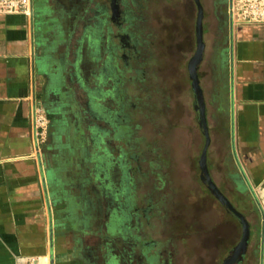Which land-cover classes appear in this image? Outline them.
I'll return each mask as SVG.
<instances>
[{"label": "rangeland", "instance_id": "374dc122", "mask_svg": "<svg viewBox=\"0 0 264 264\" xmlns=\"http://www.w3.org/2000/svg\"><path fill=\"white\" fill-rule=\"evenodd\" d=\"M46 1L57 14L65 13L57 16L58 24H63L55 28L58 37H70L72 45L81 36L92 41L79 51L82 88L75 83L72 89V105L77 103L82 110L77 114L84 139H90L87 180L97 178L96 185L102 187L93 198L91 213L96 212L83 240L86 248L97 251L98 264H226L240 242L242 226L202 179L199 160L205 137L188 70L196 51L194 16L169 21L164 0H118L116 24L109 0L83 2L82 10L75 9V0ZM244 4L245 0H233L232 25L236 19H248L243 16ZM100 7L105 11L96 14ZM95 21L96 30L88 33L85 25ZM209 39L212 42L211 34ZM133 42L136 57L130 48ZM209 44L197 74L210 137L206 163L211 177L217 176L210 124L216 118L212 103L222 56L221 45ZM238 183L243 189L241 179ZM237 192L228 190V200L253 222L247 261L242 264H258L255 257L264 242V228L259 231L264 227V197L253 191L252 204Z\"/></svg>", "mask_w": 264, "mask_h": 264}, {"label": "crops", "instance_id": "0c3cea01", "mask_svg": "<svg viewBox=\"0 0 264 264\" xmlns=\"http://www.w3.org/2000/svg\"><path fill=\"white\" fill-rule=\"evenodd\" d=\"M47 4L33 0L29 16L0 15V264L31 256L51 264H98L97 251L83 240L102 187L97 178L87 180L90 139L77 114L82 110L72 105L73 84L82 88L79 51L91 40L81 36L72 45L70 37H58L55 28L63 24L57 16L65 13ZM51 20L55 25H47ZM97 26L85 25L88 33ZM225 50L213 93L217 176L211 178L222 193L241 190V179L243 191L264 197V22L236 19ZM34 101L49 119L39 155L32 139ZM255 258L264 264V242Z\"/></svg>", "mask_w": 264, "mask_h": 264}, {"label": "flooded vegetation", "instance_id": "af4514ba", "mask_svg": "<svg viewBox=\"0 0 264 264\" xmlns=\"http://www.w3.org/2000/svg\"><path fill=\"white\" fill-rule=\"evenodd\" d=\"M77 6L76 10H82L81 4L83 2L89 3V0H75ZM110 1V7H111V13L112 18L111 20L114 21L116 24H120L118 22L120 17V8L118 4V0H109ZM165 7V15L167 17V20L171 21L170 17H173V19L179 20V22H184V18L188 16L189 14H192L194 16V22H193V29H192V36L195 43V47L197 48V18L200 10V21H201V36H202V42H203V48H202V58L206 53V50L210 48V44L213 45L212 47H217L216 45H221V48L219 49L220 54L222 58H224V54L226 53L227 45L230 43V40L232 39V6H233V0H164ZM74 9V10H75ZM102 10L103 12L105 9L103 7H100L99 10L96 11V14H100ZM84 11H87V8L84 9ZM125 13V12H124ZM175 20V22H177ZM213 36L212 42L209 39V35ZM204 36L207 39V43L205 45V39ZM122 41V39H120ZM134 41V40H133ZM130 48L134 50L131 52H134V56L136 57V51L134 42L133 45H130ZM205 183V182H204ZM206 185V183H205ZM243 189L238 190V194L240 196H243L246 198V200L249 203H253L252 197L247 191H243ZM223 195L228 199V195L226 193H223ZM231 203V202H230ZM253 219L256 220L257 212L253 209ZM253 223L252 221H249V227ZM255 224V222H254ZM259 231L261 232V228H259ZM250 237V236H249ZM250 242V241H249ZM248 242V245H249ZM247 245V247H248ZM261 248V241L259 243V250ZM246 254L243 256L242 260L236 264H242L243 261L246 260ZM231 264V263H230ZM235 264V263H233Z\"/></svg>", "mask_w": 264, "mask_h": 264}, {"label": "water", "instance_id": "95a60500", "mask_svg": "<svg viewBox=\"0 0 264 264\" xmlns=\"http://www.w3.org/2000/svg\"><path fill=\"white\" fill-rule=\"evenodd\" d=\"M200 10L197 18V48L196 51L193 55V57L190 59L188 63V70H189V75L191 79V85L192 89L195 94V99H196V109L199 111V125L201 126L204 137H205V143L204 147L202 149L201 155H200V160H199V165L201 168L202 172V179L206 183V186L209 188L210 192L212 195L220 202L222 203L223 207L234 215L240 222L242 226V236L240 239V242L243 240L244 242V251L241 255L235 253V249L237 248L238 245H240V242L232 249V251L229 253L225 263L226 264H232V263H238L242 260L244 254L246 253L247 250V245L249 242V236H250V229H249V222L247 221L245 215L239 211H237L233 205L230 203V201L223 195V193L217 188L215 183L213 182L212 178L209 175L208 168H207V163H206V153H207V148L210 142V137L208 133V128H207V121H206V114H205V104L203 100V93L202 90L199 86V79H198V74H197V66L199 65L201 59H202V48H203V42H202V36H201V21H200ZM192 66V68H191ZM251 194L253 196V191L251 190ZM255 202L257 203V206L260 208V203L258 200L255 198ZM261 215L262 218H264L263 211L261 210ZM263 224L261 227V233H263Z\"/></svg>", "mask_w": 264, "mask_h": 264}, {"label": "built area", "instance_id": "2783aa9c", "mask_svg": "<svg viewBox=\"0 0 264 264\" xmlns=\"http://www.w3.org/2000/svg\"><path fill=\"white\" fill-rule=\"evenodd\" d=\"M33 0H0V15L23 14L29 16ZM243 16L256 22H264V0H245ZM32 139L36 155L44 147L49 128V119L40 102L34 101L32 108ZM15 264H51L49 258L31 256L16 259Z\"/></svg>", "mask_w": 264, "mask_h": 264}, {"label": "bare ground", "instance_id": "6f19581e", "mask_svg": "<svg viewBox=\"0 0 264 264\" xmlns=\"http://www.w3.org/2000/svg\"><path fill=\"white\" fill-rule=\"evenodd\" d=\"M198 66L196 68H198ZM191 68H192V66H191ZM244 242H245L244 240L242 242H240V245H238L237 248L234 250L235 253H237L239 255H241L243 253V251H244Z\"/></svg>", "mask_w": 264, "mask_h": 264}]
</instances>
